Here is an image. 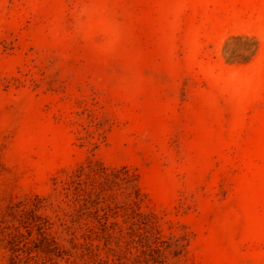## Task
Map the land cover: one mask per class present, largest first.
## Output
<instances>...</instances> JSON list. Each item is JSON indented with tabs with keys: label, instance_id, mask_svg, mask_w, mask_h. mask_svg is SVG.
Here are the masks:
<instances>
[{
	"label": "rangeland",
	"instance_id": "rangeland-1",
	"mask_svg": "<svg viewBox=\"0 0 264 264\" xmlns=\"http://www.w3.org/2000/svg\"><path fill=\"white\" fill-rule=\"evenodd\" d=\"M0 264H264V0H0Z\"/></svg>",
	"mask_w": 264,
	"mask_h": 264
}]
</instances>
